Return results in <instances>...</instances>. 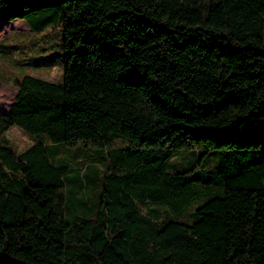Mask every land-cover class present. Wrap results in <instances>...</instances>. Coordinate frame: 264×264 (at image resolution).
<instances>
[{
    "label": "trees",
    "instance_id": "obj_1",
    "mask_svg": "<svg viewBox=\"0 0 264 264\" xmlns=\"http://www.w3.org/2000/svg\"><path fill=\"white\" fill-rule=\"evenodd\" d=\"M0 13L58 29L65 57L61 83L25 75L0 115V264H264V0H0ZM13 126L35 142L15 149ZM79 144L104 185L83 216L67 186L92 181L91 164L67 181L58 158ZM183 150L216 157L218 191L196 168L168 171ZM199 180L197 219L162 218L208 193Z\"/></svg>",
    "mask_w": 264,
    "mask_h": 264
},
{
    "label": "rangeland",
    "instance_id": "obj_2",
    "mask_svg": "<svg viewBox=\"0 0 264 264\" xmlns=\"http://www.w3.org/2000/svg\"><path fill=\"white\" fill-rule=\"evenodd\" d=\"M64 71V48L61 32L58 29L50 28L47 31L35 33L25 21L20 19L5 21L0 13V111L8 108L18 90L14 83L21 80L25 75L61 83ZM6 137L9 144L18 151L25 150L35 142L33 136L18 126H13L6 133ZM117 144L126 145L130 148V144H126L125 141H117ZM97 155L98 153L94 149L82 144L66 147L59 154L58 158L69 167L66 175L67 181L74 177L76 167L82 166L84 163L91 164L88 175L93 179L92 181L89 178L86 179L87 177L84 180L83 178H75V181L67 186L68 200L70 203L72 202L69 212L71 215L72 213L80 216L86 215V206L79 205L80 199H90L89 205H92V201L98 202L100 200V193L104 185L101 181V174L97 172L96 166H93V159L91 158L92 156L97 157ZM77 162L79 165L76 164ZM216 162L214 155L207 159L202 158L200 161L199 156L193 150H183L171 158L167 169L172 173H180L189 168H196L195 172L201 176L214 179L208 186L212 187L213 191H218L220 184L217 182ZM95 163H98V167L103 168L102 161L96 159ZM84 167L82 166V168ZM189 176L184 174L179 175V178L189 179ZM192 183L198 193L207 191L202 180ZM207 192L205 195H198L184 211L175 212L165 207L159 209V214L168 220L192 223L197 219L196 209L210 198V192ZM140 205L146 210L145 205L142 203Z\"/></svg>",
    "mask_w": 264,
    "mask_h": 264
},
{
    "label": "crops",
    "instance_id": "obj_3",
    "mask_svg": "<svg viewBox=\"0 0 264 264\" xmlns=\"http://www.w3.org/2000/svg\"><path fill=\"white\" fill-rule=\"evenodd\" d=\"M17 94H18V90H17V93L15 94V96L13 97L12 102L10 103V105L8 106V108L5 109V110L0 111V115L3 114V113H7L10 110L11 106L13 105V103H14V101L16 99ZM34 139L36 140V138H34Z\"/></svg>",
    "mask_w": 264,
    "mask_h": 264
}]
</instances>
